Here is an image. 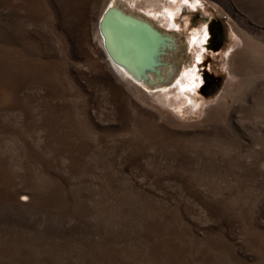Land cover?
I'll return each instance as SVG.
<instances>
[{
  "label": "rangeland",
  "instance_id": "rangeland-1",
  "mask_svg": "<svg viewBox=\"0 0 264 264\" xmlns=\"http://www.w3.org/2000/svg\"><path fill=\"white\" fill-rule=\"evenodd\" d=\"M114 1L172 83L114 77ZM120 1L0 0V264H264V0Z\"/></svg>",
  "mask_w": 264,
  "mask_h": 264
},
{
  "label": "bare ground",
  "instance_id": "bare-ground-1",
  "mask_svg": "<svg viewBox=\"0 0 264 264\" xmlns=\"http://www.w3.org/2000/svg\"><path fill=\"white\" fill-rule=\"evenodd\" d=\"M118 4L114 1L112 6L104 10L92 39L94 45L101 51L114 77L131 89H135L131 80L142 83L146 87L170 83L175 70L171 67L167 71L168 74L162 76L157 65L161 64L160 54L167 45L166 40L169 38L172 41V38L154 35L149 29L150 27L154 29L155 25L152 20L138 18V14L127 12L124 7L120 8ZM161 14L164 16L162 21L168 23L167 17H170L172 13L166 10ZM145 25L149 28H146ZM130 40L132 43L135 42V45L131 44ZM169 43L171 42L169 41ZM154 68L157 70L155 71ZM154 72L157 74L156 77L152 74Z\"/></svg>",
  "mask_w": 264,
  "mask_h": 264
},
{
  "label": "water",
  "instance_id": "water-1",
  "mask_svg": "<svg viewBox=\"0 0 264 264\" xmlns=\"http://www.w3.org/2000/svg\"><path fill=\"white\" fill-rule=\"evenodd\" d=\"M102 20H103V19H102ZM146 24H147V23H146ZM101 25H102V23H101ZM145 27H146V28H149V27L146 26V25H145ZM149 29L151 30L152 33H154V35H159L160 37L163 36V35L160 34V32L156 31L155 29H153V28H151V27H150ZM154 69H155V71L157 70L156 68H154Z\"/></svg>",
  "mask_w": 264,
  "mask_h": 264
}]
</instances>
